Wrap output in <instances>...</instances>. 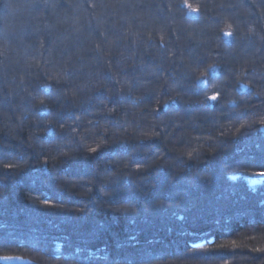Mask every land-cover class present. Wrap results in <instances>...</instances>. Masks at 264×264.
<instances>
[{"label":"trees","instance_id":"16d2710c","mask_svg":"<svg viewBox=\"0 0 264 264\" xmlns=\"http://www.w3.org/2000/svg\"><path fill=\"white\" fill-rule=\"evenodd\" d=\"M25 2L0 264H264V0Z\"/></svg>","mask_w":264,"mask_h":264},{"label":"clouds","instance_id":"9594fccd","mask_svg":"<svg viewBox=\"0 0 264 264\" xmlns=\"http://www.w3.org/2000/svg\"><path fill=\"white\" fill-rule=\"evenodd\" d=\"M30 14V5L25 0H0V26L6 32L22 30Z\"/></svg>","mask_w":264,"mask_h":264},{"label":"water","instance_id":"95a60500","mask_svg":"<svg viewBox=\"0 0 264 264\" xmlns=\"http://www.w3.org/2000/svg\"><path fill=\"white\" fill-rule=\"evenodd\" d=\"M262 182H264V176L259 178V179H255L249 182V185L254 186V185H259Z\"/></svg>","mask_w":264,"mask_h":264},{"label":"snow or ice","instance_id":"6c2138e0","mask_svg":"<svg viewBox=\"0 0 264 264\" xmlns=\"http://www.w3.org/2000/svg\"><path fill=\"white\" fill-rule=\"evenodd\" d=\"M43 103V102H42Z\"/></svg>","mask_w":264,"mask_h":264}]
</instances>
